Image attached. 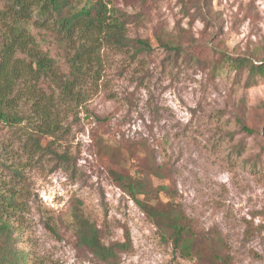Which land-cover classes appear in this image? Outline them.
Wrapping results in <instances>:
<instances>
[{"label": "rangeland", "instance_id": "374dc122", "mask_svg": "<svg viewBox=\"0 0 264 264\" xmlns=\"http://www.w3.org/2000/svg\"><path fill=\"white\" fill-rule=\"evenodd\" d=\"M108 1L148 50L100 42L81 53L35 17L22 24L51 60L47 74L24 69L15 82L9 98L21 121L0 122V188L18 203L8 217L23 264H103L77 247L75 212L105 245H125L119 264H197L159 239L109 173H133L146 150L162 171L154 186L175 191L196 231L217 233L232 264H264V79L247 83L224 65L211 73L220 52L264 59V0ZM5 3L0 50L10 39ZM41 110L57 124L50 134L37 133Z\"/></svg>", "mask_w": 264, "mask_h": 264}, {"label": "trees", "instance_id": "16d2710c", "mask_svg": "<svg viewBox=\"0 0 264 264\" xmlns=\"http://www.w3.org/2000/svg\"><path fill=\"white\" fill-rule=\"evenodd\" d=\"M5 1L3 13L10 23V39L0 50V122L7 123L11 119L13 123H19L22 119L12 111L14 97L9 96L14 92L15 82L24 75L23 70H27V75L38 78L39 75L47 74L51 68V60L40 54L28 31L22 26L32 17L36 18L38 26H51L62 38L73 43L79 42L77 51L81 53L100 42L116 48H129L134 44L136 53L149 49L146 41L130 40L127 37L129 16L111 8L108 0ZM87 44L89 45L84 46ZM170 50H175L177 55L181 49L176 47ZM18 53L31 59L35 70L30 65L23 68V62L15 57ZM220 53L218 59L211 64L212 74H216L224 65L236 75L246 72L247 83H256V78L264 79V59L253 62L246 56L235 57L226 52ZM77 57L80 58L79 54H76L75 58ZM78 63L76 61L73 65L76 71L79 70ZM69 84L73 86L74 82ZM37 104L38 102L34 103ZM41 112L45 114V122L39 123L37 133L54 132L56 122L47 118L45 110ZM241 128L251 133L242 124ZM34 143L39 149H47L40 141L35 140ZM109 173L116 186L132 199L145 219L154 226L159 239L169 242L179 258L195 261L197 264H232L218 234L210 236L209 233L196 231L181 205L176 202L175 191L165 185L154 186L153 179H161L162 171L152 152H144L133 173L121 174L115 170H109ZM14 174L21 177L19 173ZM17 209L15 196H7L0 188V264H23L25 261L23 253L14 247V226L8 217L10 211ZM69 227L78 248L86 250L103 264H119L118 253L124 251V244L117 242L105 245L100 231L79 212L72 214Z\"/></svg>", "mask_w": 264, "mask_h": 264}]
</instances>
